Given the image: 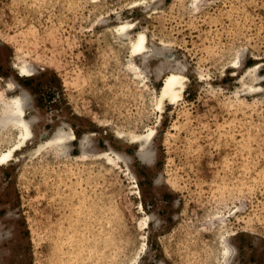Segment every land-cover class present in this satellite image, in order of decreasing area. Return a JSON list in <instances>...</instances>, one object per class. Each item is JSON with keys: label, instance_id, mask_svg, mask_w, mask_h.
<instances>
[{"label": "rangeland", "instance_id": "rangeland-1", "mask_svg": "<svg viewBox=\"0 0 264 264\" xmlns=\"http://www.w3.org/2000/svg\"><path fill=\"white\" fill-rule=\"evenodd\" d=\"M133 1L0 0V101L36 118L0 166V264H264V94L239 87L264 79V0ZM118 17L187 66L180 101L154 108L164 72L127 64ZM63 124L69 149L30 153Z\"/></svg>", "mask_w": 264, "mask_h": 264}, {"label": "bare ground", "instance_id": "bare-ground-1", "mask_svg": "<svg viewBox=\"0 0 264 264\" xmlns=\"http://www.w3.org/2000/svg\"><path fill=\"white\" fill-rule=\"evenodd\" d=\"M152 1L157 2L159 0H135L130 2V6L148 4ZM111 26L114 31V35H112L120 44L122 43L126 46L130 54V63L128 62L127 64H130V66L133 64L132 69L135 68L140 73V75L136 74L138 77L148 78L150 67L161 69L164 72L161 86L154 94V108L163 111L167 102L175 104L180 101L184 96L189 81L186 72L187 66L175 58L172 53L166 52L163 48L156 47L152 44L155 46L153 47L146 31H138L136 29L138 32H134V21L118 17L117 21ZM240 61L241 56L237 54L232 57L230 64L233 68H237ZM261 65L262 63H257L254 66H250L246 74L240 78L239 87L243 92H260L264 94L263 75L258 74V69ZM19 71L21 73H31V65L19 67ZM135 73L134 76H136ZM12 86L9 84L10 89ZM20 93L10 95L0 101V166L6 163L11 157H17L18 151H22L28 142L34 141L32 124L36 121V118L27 116L25 93ZM117 134L121 137H129L137 143L141 156L144 157L145 154H148L147 146L150 144L149 141L153 134L152 130L149 133L138 135H126L118 130ZM73 138V133L68 127L66 128L64 124L58 125L54 133L46 141H39L37 147L30 148V153L34 154L48 146L57 151H66L69 149V143ZM87 144L88 139L86 137L80 140L82 152L89 155L87 152ZM3 149L6 150L4 151ZM117 157H120V155ZM221 254L222 256L218 264H230L231 248L229 246L222 247Z\"/></svg>", "mask_w": 264, "mask_h": 264}]
</instances>
